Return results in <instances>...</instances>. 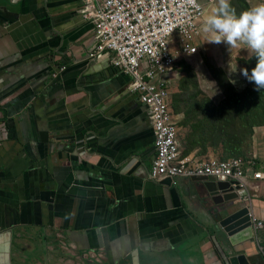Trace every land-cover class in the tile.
<instances>
[{
	"label": "crops",
	"instance_id": "0c3cea01",
	"mask_svg": "<svg viewBox=\"0 0 264 264\" xmlns=\"http://www.w3.org/2000/svg\"><path fill=\"white\" fill-rule=\"evenodd\" d=\"M85 6L0 0V264H264V231L232 246L219 228L239 200L218 206L202 182L147 178L150 109L107 56L88 59ZM161 77L172 105L173 74ZM259 158L263 178L245 183L264 221Z\"/></svg>",
	"mask_w": 264,
	"mask_h": 264
},
{
	"label": "built area",
	"instance_id": "2783aa9c",
	"mask_svg": "<svg viewBox=\"0 0 264 264\" xmlns=\"http://www.w3.org/2000/svg\"><path fill=\"white\" fill-rule=\"evenodd\" d=\"M217 0H83L82 17L93 25L94 46L88 59L112 57L109 64L130 78L127 90L150 109L154 158L147 178L209 177L241 182L253 171L251 160L206 162L183 155L178 127L172 119L170 92L162 79L165 73L179 74V55L184 60L197 55L202 40V19ZM196 63L192 60L191 64ZM253 236L260 240L264 222L252 217Z\"/></svg>",
	"mask_w": 264,
	"mask_h": 264
},
{
	"label": "rangeland",
	"instance_id": "374dc122",
	"mask_svg": "<svg viewBox=\"0 0 264 264\" xmlns=\"http://www.w3.org/2000/svg\"><path fill=\"white\" fill-rule=\"evenodd\" d=\"M262 2L264 0H231V6L239 14ZM217 6L218 1L207 9L202 25ZM210 35L204 32L202 34L196 55L198 66H192L179 55L178 71L181 74L172 73L174 82L171 101L179 104L178 113H174L172 109V119L178 126L180 149L202 160L259 158L261 151L264 152V138L258 137V130L264 129L259 123V117H254L248 125L240 128L238 119L235 118L237 108L243 111L250 105L263 107L260 103L253 102L257 101L253 98L258 95V91L240 73L245 68L250 72L256 64V58L243 43L230 48L223 43H208ZM111 57L112 55L108 59ZM213 121L219 123V128L213 132L210 127L205 128L206 143L187 150L191 136L195 140L200 139L198 133L193 134V128L199 123L210 125ZM223 140L230 146L224 147L221 144ZM259 159L264 167V158Z\"/></svg>",
	"mask_w": 264,
	"mask_h": 264
},
{
	"label": "clouds",
	"instance_id": "9594fccd",
	"mask_svg": "<svg viewBox=\"0 0 264 264\" xmlns=\"http://www.w3.org/2000/svg\"><path fill=\"white\" fill-rule=\"evenodd\" d=\"M217 1H218V6L216 10L212 15L206 18L202 27V31L204 33L211 34L207 42L217 45L223 43L227 45L229 48L236 47L239 43H243L244 45H246L247 48L252 52L253 56H255L256 64L251 69L250 72L248 69L245 68V69H241L240 73L248 82L254 84L255 90L257 91L264 90V2L259 3L256 6L251 7L237 14L235 9H233L231 6V0H217ZM182 59H184V57H182ZM188 63L191 64V62L189 61ZM178 65H179V61H178ZM191 65L193 66V64ZM179 74H181L180 71ZM183 155H189V154H183ZM227 160H231V159H227ZM242 160L248 161L246 159H242ZM249 160L255 163L253 171L260 172L256 170L257 167L256 159L250 158ZM203 161L219 162L225 160L213 159V160H203ZM251 175H252V180H254L253 172H249L246 178L241 180L243 185L240 182H238L239 186L248 193L247 197L243 198L242 200L243 202L245 201V203L247 201L250 202L249 200L252 198L251 193L249 192V189L247 188V185L245 183V179H247V177ZM194 178H202V177H194ZM205 178H207V181H198V182L203 183V188L205 192L208 193H211V190L214 189L211 188V185H213L214 183L216 184H218L219 182L226 183V181H220L214 178H209V177H205ZM227 182H236V181H227ZM206 184H209L210 187L208 188ZM251 216L252 217L254 216L252 212H250V217ZM255 218L257 220L262 221L257 216ZM251 222H252V218H251ZM262 232H261V240H262ZM253 239L256 242H258V244L261 243L260 240H256L254 236Z\"/></svg>",
	"mask_w": 264,
	"mask_h": 264
},
{
	"label": "water",
	"instance_id": "95a60500",
	"mask_svg": "<svg viewBox=\"0 0 264 264\" xmlns=\"http://www.w3.org/2000/svg\"><path fill=\"white\" fill-rule=\"evenodd\" d=\"M196 181H207V178H193ZM209 188L210 185L206 184ZM211 194L216 205L231 204L239 200L238 209H235V204L223 211L222 217L217 215L219 220V228L224 231L232 246H237L241 243L251 241L253 239L252 222L250 212H252L251 202L246 204L243 198H246L248 193L243 190L238 182H219L211 185ZM255 216V215H254ZM256 217V216H255ZM246 254L231 256L230 264H248Z\"/></svg>",
	"mask_w": 264,
	"mask_h": 264
},
{
	"label": "trees",
	"instance_id": "16d2710c",
	"mask_svg": "<svg viewBox=\"0 0 264 264\" xmlns=\"http://www.w3.org/2000/svg\"><path fill=\"white\" fill-rule=\"evenodd\" d=\"M253 100H257V101H253V102L260 103V105L263 107L257 108V107L250 105L248 108L246 107V109H244L243 111L241 108H237L235 110V114L237 115V116H235V118L238 119V124H239L238 128L245 127L246 125H248L254 117H259L260 125L264 126V90L258 91V95L255 98H253ZM178 105H179L178 103H172L171 107H172L174 113L179 112ZM231 126L235 127L234 124H231ZM207 127H210L209 128L210 131L213 132L215 129L219 128V123H216V121H213L210 125H207V126L199 123L196 127H194L193 128V134L198 133V137L200 139L195 140V138L193 136H191L189 139L190 147L187 150H191V148L196 146V145L206 143L207 139L205 137V128H207ZM212 136H213V134H212ZM221 144L224 147L230 146V144L226 143L225 140H223L221 142Z\"/></svg>",
	"mask_w": 264,
	"mask_h": 264
}]
</instances>
